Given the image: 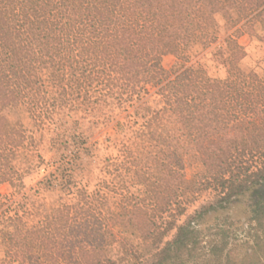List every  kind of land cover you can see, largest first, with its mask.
<instances>
[{"label":"trees","instance_id":"16d2710c","mask_svg":"<svg viewBox=\"0 0 264 264\" xmlns=\"http://www.w3.org/2000/svg\"><path fill=\"white\" fill-rule=\"evenodd\" d=\"M222 12L233 26L247 19L227 36L224 77L199 63L162 65L165 54L188 62L189 42L211 45ZM249 22L264 45V0H0V184L21 192L27 173L14 161L28 137L20 123L8 125V106L23 105L39 124L61 107L66 117L101 113L103 121L107 106H130L142 120L125 167L141 180L111 201L77 188L29 225L30 210L11 214L0 199L5 262L117 264L110 244L128 248L134 235L158 250L146 260L129 252L130 264H264V75L243 70L231 52ZM190 157L198 169L187 175ZM71 172L57 167L37 185L68 196ZM202 191L211 200L181 223L158 221ZM236 208L244 222L232 218Z\"/></svg>","mask_w":264,"mask_h":264},{"label":"rangeland","instance_id":"374dc122","mask_svg":"<svg viewBox=\"0 0 264 264\" xmlns=\"http://www.w3.org/2000/svg\"><path fill=\"white\" fill-rule=\"evenodd\" d=\"M234 17L236 14L233 15ZM215 20L216 40L211 45L203 48L198 41L189 42L183 47L182 52L188 62L185 63L175 55L165 54L162 57V65L173 72L183 65L199 63L210 76L224 77L227 67L221 61V56L230 53L226 47L227 36L245 23L247 19L245 18L233 26L227 14L222 12L215 15ZM240 33L236 35V39L242 48L241 50L236 49V52L231 51L233 57L238 59L243 70L248 72L254 69L260 75H264V45L258 39L259 25L246 23ZM148 91L149 94L146 97L150 95L149 103L156 107L157 104L154 100L156 98L153 94L155 89L148 87ZM106 109L109 111L107 114L110 118L105 116L102 121L101 119L97 120L101 113L98 116L93 113L75 114L69 111L67 114L69 116L66 117L62 115L63 107H61L53 121L39 124L28 116L23 105L6 107L3 112L8 125L12 127L16 126V123H20L26 130L27 142L19 149L14 165L27 173L23 175L25 187L21 192L15 190L8 183L0 184L1 201L9 199L3 207L6 208L8 204H11L9 211L11 214L16 209L20 213L25 209L30 210L31 215L25 218V221L30 225L40 219L43 213L51 212L52 209L68 202L66 199L73 200L75 198L73 191L77 188L88 193L98 191L111 201L113 197L125 193L121 192L122 189L124 191L131 189L132 181L138 183L141 178L135 175L131 169L128 170L125 167L128 165L130 167V158L127 153L130 148L134 147L131 131L138 127L142 120L131 113L132 107L130 106H127L125 110L115 106H107ZM126 148L129 149L126 150ZM66 166H68V170L72 167L70 184L74 186L71 188L70 195L63 196V192L55 190L58 187L53 190L37 185L57 167L63 169ZM197 169L196 158L190 157L185 169L186 174L190 175ZM61 189L63 191V188ZM211 198L210 191L199 192L182 204L183 213L179 214L178 210L174 208L158 221L174 219L179 224L198 206L207 203ZM230 214L233 219L245 221V216L239 208L231 210ZM174 232V229L171 230L165 240L169 239ZM125 238L129 245L128 248L117 242H113L109 246V254L117 264L132 263L133 255L129 252L134 253L141 260H146L152 258L158 250V246L134 235H126ZM0 264H7L1 245Z\"/></svg>","mask_w":264,"mask_h":264}]
</instances>
